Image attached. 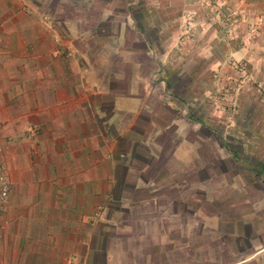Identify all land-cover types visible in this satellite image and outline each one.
<instances>
[{
    "label": "crops",
    "instance_id": "obj_1",
    "mask_svg": "<svg viewBox=\"0 0 264 264\" xmlns=\"http://www.w3.org/2000/svg\"><path fill=\"white\" fill-rule=\"evenodd\" d=\"M222 1L251 9L253 21L264 9L263 0ZM193 7L194 0H0V123L18 138L6 165L14 227L0 232V264H165L159 246L141 251L142 235L128 252L131 227L117 221L132 208H117L114 193L134 129L162 112L181 115L187 103L152 98L151 86L164 81L151 74L176 55L182 11ZM256 24L251 46L241 39L225 53L248 56L262 77L264 21ZM206 39L214 41L212 32ZM247 103L264 123L262 100ZM244 135L259 138L243 152L264 186L263 125ZM263 252L259 244L233 264H263Z\"/></svg>",
    "mask_w": 264,
    "mask_h": 264
},
{
    "label": "rangeland",
    "instance_id": "obj_2",
    "mask_svg": "<svg viewBox=\"0 0 264 264\" xmlns=\"http://www.w3.org/2000/svg\"><path fill=\"white\" fill-rule=\"evenodd\" d=\"M194 4L182 11L176 55L151 74L152 81H164V88L151 86L152 98L164 94L168 101L179 97L187 103L181 115L161 111L165 114L134 129L137 142L129 147L128 167L119 171L123 181L114 193L116 207L132 208V216L122 215L117 223L131 227L128 252L142 235L141 251L152 254L159 246L165 264H233L264 244V186L243 152L246 144L259 141L245 137V131L264 128L247 103L256 96L264 105V75H255L248 56L225 50L243 41L253 44L264 9L256 10L253 21L251 9L222 0ZM211 32L214 41L206 39ZM1 128L0 123V232L12 235L14 208L7 196L14 173L6 165L13 162L18 138Z\"/></svg>",
    "mask_w": 264,
    "mask_h": 264
},
{
    "label": "built area",
    "instance_id": "obj_3",
    "mask_svg": "<svg viewBox=\"0 0 264 264\" xmlns=\"http://www.w3.org/2000/svg\"><path fill=\"white\" fill-rule=\"evenodd\" d=\"M189 18V16L186 14V19H188Z\"/></svg>",
    "mask_w": 264,
    "mask_h": 264
}]
</instances>
